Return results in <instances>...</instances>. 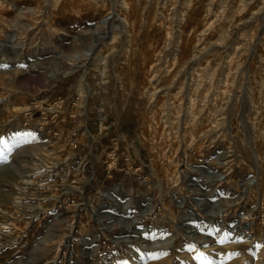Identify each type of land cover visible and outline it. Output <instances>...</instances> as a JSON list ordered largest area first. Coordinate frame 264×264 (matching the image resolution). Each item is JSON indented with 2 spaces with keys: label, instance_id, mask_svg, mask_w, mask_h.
<instances>
[{
  "label": "rangeland",
  "instance_id": "1",
  "mask_svg": "<svg viewBox=\"0 0 264 264\" xmlns=\"http://www.w3.org/2000/svg\"><path fill=\"white\" fill-rule=\"evenodd\" d=\"M0 41V264H264V0H0Z\"/></svg>",
  "mask_w": 264,
  "mask_h": 264
},
{
  "label": "built area",
  "instance_id": "2",
  "mask_svg": "<svg viewBox=\"0 0 264 264\" xmlns=\"http://www.w3.org/2000/svg\"><path fill=\"white\" fill-rule=\"evenodd\" d=\"M61 101L62 98L60 97V95H57L53 98H50V100L44 101L41 107L40 103L32 102V105H28L25 109H23L24 118L32 114L33 108L39 110L40 114L44 117L46 115H48L49 117H53L54 115L60 114ZM56 120L58 121L60 120V118H57ZM118 142V138L112 137L108 152L110 162H106L105 176L109 177L111 175V172H119L125 175H129L131 173H138L140 170V165H134V161L131 159L127 150L118 147ZM114 175L116 176V174Z\"/></svg>",
  "mask_w": 264,
  "mask_h": 264
},
{
  "label": "bare ground",
  "instance_id": "3",
  "mask_svg": "<svg viewBox=\"0 0 264 264\" xmlns=\"http://www.w3.org/2000/svg\"><path fill=\"white\" fill-rule=\"evenodd\" d=\"M196 12H198V9L197 10H195ZM193 13H194V11H193ZM195 14V13H194ZM197 14V13H196ZM197 16V15H196ZM247 17V16H246ZM194 19V18H193ZM196 20H199V19H196ZM117 26V25H116ZM114 36V35H113ZM1 42V41H0ZM23 45L24 44H21V46L20 47H23ZM14 48V47H13ZM16 48V47H15ZM15 51V50H14ZM36 51V50H35ZM157 51V50H156ZM186 51V50H185ZM190 51V50H189ZM18 52L19 53H21L22 52V49H19L18 50ZM84 52H85V50H84ZM83 52V53H84ZM168 52V51H167ZM83 53H81V55L83 54ZM197 54V53H196ZM16 55V54H15ZM19 55V54H18ZM81 55L79 56V57H76V58H72V59H69V61L66 63V66L65 67H63V69L62 70H60L59 71V73L58 74H61V75H63V76H66V75H68L69 73H70V71L72 70V69H74V67L75 66H77V64L80 62V61H82L81 60ZM15 58H16V56L14 57V60H15ZM18 58V57H17ZM16 58V59H17ZM29 58V57H28ZM0 60H1V62H3V58H0ZM6 60V59H5ZM196 60V59H195ZM20 61V60H19ZM0 62V63H1ZM6 62V61H5ZM23 62V60H21V63ZM15 64H16V61L14 62ZM81 63V62H80ZM4 64V63H3ZM23 64V63H22ZM35 64V63H34ZM2 65V64H1ZM20 65V64H19ZM24 65V64H23ZM31 65V64H30ZM64 65V64H63ZM2 67V66H1ZM29 68V67H28ZM33 68V67H32ZM147 87V86H146ZM150 87V86H149ZM155 88V87H154ZM150 89V88H149ZM16 108H18V107H16ZM13 109H15V107L13 108ZM6 167H8L9 169H10V166H3V167H0V172H3L4 170H6L5 168ZM12 168V167H11ZM221 177V176H220ZM220 177H218V178H220ZM252 181H256L255 179H252ZM122 187V186H121ZM113 189H118V188H120V187H118V186H114V187H112ZM108 191L109 190H103L102 192H101V197H105V196H108L109 195V193H108Z\"/></svg>",
  "mask_w": 264,
  "mask_h": 264
},
{
  "label": "snow or ice",
  "instance_id": "4",
  "mask_svg": "<svg viewBox=\"0 0 264 264\" xmlns=\"http://www.w3.org/2000/svg\"><path fill=\"white\" fill-rule=\"evenodd\" d=\"M30 135L31 133H15L14 134V136L16 137H25V136H30ZM17 142H20V141H17ZM0 146H3V147H0V158L6 159V157H3V151H4V148L7 147V144L4 138L2 137H0ZM229 238H230V234L225 233V235L219 240V243L221 244L226 243L229 240ZM200 256L203 257V254L201 253ZM156 258L157 256L155 255L152 256V259H156Z\"/></svg>",
  "mask_w": 264,
  "mask_h": 264
},
{
  "label": "crops",
  "instance_id": "5",
  "mask_svg": "<svg viewBox=\"0 0 264 264\" xmlns=\"http://www.w3.org/2000/svg\"><path fill=\"white\" fill-rule=\"evenodd\" d=\"M121 139V138H120Z\"/></svg>",
  "mask_w": 264,
  "mask_h": 264
}]
</instances>
